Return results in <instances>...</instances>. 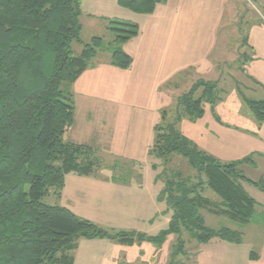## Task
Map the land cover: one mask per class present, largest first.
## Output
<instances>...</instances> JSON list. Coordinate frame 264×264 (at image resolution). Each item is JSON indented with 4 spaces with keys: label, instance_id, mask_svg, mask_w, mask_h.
Wrapping results in <instances>:
<instances>
[{
    "label": "rangeland",
    "instance_id": "1",
    "mask_svg": "<svg viewBox=\"0 0 264 264\" xmlns=\"http://www.w3.org/2000/svg\"><path fill=\"white\" fill-rule=\"evenodd\" d=\"M170 2V6L169 2L159 4L153 14H142L120 6L118 0H82L81 40L73 41L71 49L79 54L84 44L98 36L103 39V45L95 60L109 61L116 35L111 29L112 21H129L139 25V34L119 47L133 57V63L129 69L116 66L115 70L106 73L99 67L96 70L90 68V72L75 83L63 85L74 93L75 102V121L67 132V140L92 149V159L96 162L94 173L142 174L147 193L154 195L157 191L158 196L169 170H176L185 177L194 174L195 170L180 154H174L170 161L152 154L157 125H175L199 149L223 163H230L243 156L236 153L234 157H223L224 153L228 154L230 143L239 140V134L231 130L218 133L217 129H222L220 126L223 129L236 127L235 122H239L241 114L250 113V119H255L247 98L264 99V78L257 81L251 67L260 63L264 66V39L242 48L244 38L240 36L251 26L264 27V0ZM242 51L247 52L248 61ZM199 80L217 82L218 101L214 104L204 102L205 113L200 118L177 119L179 98ZM249 155L255 162L243 163L240 170L247 177L264 183V154L256 151L244 156ZM156 175L160 176L154 184ZM245 185L249 195L258 204H264V190ZM203 194L213 201H221L209 187ZM96 196L100 197H94L92 193L90 197L84 196L94 204L89 203L90 207L81 211V217L111 233L127 231L155 236L169 227L172 212H163L165 204L158 197L157 204L153 203L157 207L150 225L138 219L144 208L140 206L142 201L134 204L121 194L109 199L100 194ZM43 201L61 204L54 194L45 196ZM103 204L105 210L101 207ZM109 206L122 210L113 211ZM257 208L250 224L203 210L208 227L237 230L243 241L231 243L215 238L206 244L185 233L184 253L173 256L179 238L172 234L162 248L168 253L169 264H264V209L257 212ZM97 248L101 250L102 246L82 239V253Z\"/></svg>",
    "mask_w": 264,
    "mask_h": 264
},
{
    "label": "trees",
    "instance_id": "2",
    "mask_svg": "<svg viewBox=\"0 0 264 264\" xmlns=\"http://www.w3.org/2000/svg\"><path fill=\"white\" fill-rule=\"evenodd\" d=\"M166 1L118 0V4L153 14ZM81 2L0 0V264H74L81 238H109L129 245L147 240L162 246L176 234L173 256L184 253L185 233L199 243L215 238L241 243L243 236L237 230L208 227L202 211L245 224L253 221L259 204L245 184L264 190V183L244 175L240 166L254 163V158L223 163L195 146L173 124L155 127L151 152L167 161L180 154L195 173L187 177L176 170L166 173L158 200L167 205L172 218L158 235L111 233L68 207L43 201L51 194L61 197L67 174L89 175L96 169L92 149L66 137L75 121V102L74 93L63 85L75 83L103 45L96 36L79 54L71 49L73 41L81 40ZM111 24L116 34L112 64L129 69L133 57L119 45L136 37L139 25ZM218 98L217 82L199 80L179 98L177 119L202 117L204 102L214 104ZM247 103L257 120L264 122V99H247ZM207 187L221 201L207 198L203 194Z\"/></svg>",
    "mask_w": 264,
    "mask_h": 264
},
{
    "label": "crops",
    "instance_id": "3",
    "mask_svg": "<svg viewBox=\"0 0 264 264\" xmlns=\"http://www.w3.org/2000/svg\"><path fill=\"white\" fill-rule=\"evenodd\" d=\"M256 1L258 2L261 0ZM168 2L170 6V0H167L164 4H168ZM122 10L124 9L122 8ZM240 36L244 38V42H242V48H248L252 46L255 41L257 44L260 43L262 39H264L261 38L262 36H264V27L251 26L248 32L246 29L244 35L240 34ZM256 44L254 45L255 47ZM242 52L246 57L245 59L248 61L250 58L247 56V52ZM95 58L93 59L94 61L91 62L92 65H90V67L85 71L82 77L90 72V68L96 70L99 67V69H101L105 73L107 72V70H115L114 68H116V66L112 64V60L97 62V59L95 60ZM251 67L252 74L254 75L253 77L257 81H261V79L264 78V66L260 63L254 64L253 66L251 65ZM250 117H252L250 113L241 114L242 120L240 119L239 122H235V124L237 125L236 127L223 129V127L220 126V128L222 129H217L218 133H221L223 130H231L239 134V140L237 142L230 143L231 148L229 149L228 154H222L223 157H225L226 155V157H232L236 153H242L243 156H241L240 158L242 159L247 153H254L256 151H262V153L264 154V122H259L255 115V119H250ZM157 180H159L158 175H156L154 178V184L157 182ZM164 186L165 184L163 183L162 187L164 188ZM147 188V183L145 179H143L142 174H136L132 176L98 173L80 175L78 173L72 172L67 174L65 185L61 191V197L58 199L59 201H61V204L59 205L68 207L75 214L81 217V211L87 210L86 207H90V204H94L91 199H85L84 196L86 194L88 195V197H90V193H92V196L94 197H100L96 196L100 194L107 197L108 199L110 197H115L117 194H121L123 197H128V199L134 204L138 200L142 201V204L140 206H143L144 208L143 210H141L142 212H139L141 215L140 218L138 216L136 217H138L139 221L144 222L143 224L148 223L151 225L154 218L153 213L156 210L155 207H157V205H153V203L157 202L158 192L156 191L154 195L149 194L147 193ZM129 197H132V200ZM146 199L149 200L148 203L145 202ZM101 207H103V209L105 210L104 204ZM257 207V212H259L258 210L264 209V204L259 203ZM110 209L113 211L122 210V208L115 207H110ZM163 212L168 213L166 204L164 206ZM142 216L143 218H141ZM82 239L86 238L80 239L79 246L74 251V264H169L168 253H164L162 249L164 244L162 246H157L156 244L146 240L129 245L121 242H115L114 240L108 238H94L87 240L95 242L97 246H102V249H93L84 254L81 250ZM107 240H111V242L113 243H109ZM212 241L206 244H209ZM147 253H150V255H148ZM258 255L261 257V253ZM147 256H149V258Z\"/></svg>",
    "mask_w": 264,
    "mask_h": 264
}]
</instances>
